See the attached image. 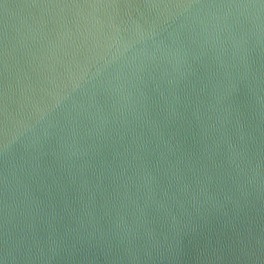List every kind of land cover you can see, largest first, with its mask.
<instances>
[{
  "label": "water",
  "instance_id": "1",
  "mask_svg": "<svg viewBox=\"0 0 264 264\" xmlns=\"http://www.w3.org/2000/svg\"><path fill=\"white\" fill-rule=\"evenodd\" d=\"M0 264H264V0H0Z\"/></svg>",
  "mask_w": 264,
  "mask_h": 264
}]
</instances>
